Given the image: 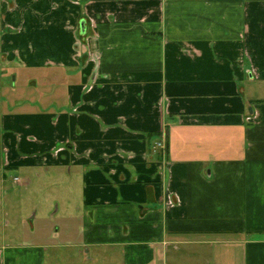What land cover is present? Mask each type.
Instances as JSON below:
<instances>
[{
  "label": "crops",
  "instance_id": "crops-1",
  "mask_svg": "<svg viewBox=\"0 0 264 264\" xmlns=\"http://www.w3.org/2000/svg\"><path fill=\"white\" fill-rule=\"evenodd\" d=\"M0 20L22 71L0 264H264V0H0ZM33 180L41 216L16 198Z\"/></svg>",
  "mask_w": 264,
  "mask_h": 264
},
{
  "label": "rangeland",
  "instance_id": "rangeland-1",
  "mask_svg": "<svg viewBox=\"0 0 264 264\" xmlns=\"http://www.w3.org/2000/svg\"><path fill=\"white\" fill-rule=\"evenodd\" d=\"M2 32L3 31H1V20H0V116H1L2 110H4V108H6L9 103V98L7 96L8 93L6 92L7 89H10V88L11 90L13 89V87L15 86L14 85L15 83H13V78L17 77L18 79H20L21 73H22V71L18 70L15 66L9 64V62L5 58V54H3L2 52V46H1V37L3 35ZM24 72L23 73L27 76L33 74L28 71H24ZM19 82L20 81H18L17 83ZM19 191L20 193L19 195H17L16 198L26 203L27 207L29 206L28 210L31 211V216H33L35 212H37L38 216L44 215V213L47 210L40 205L41 203H39V201H41L40 192L37 195L38 191H42V192L44 191H43V188L40 186V183L37 180H33L32 186L25 189L24 195H23L22 189ZM32 206H35V208Z\"/></svg>",
  "mask_w": 264,
  "mask_h": 264
}]
</instances>
